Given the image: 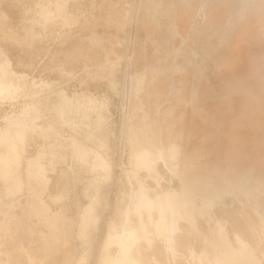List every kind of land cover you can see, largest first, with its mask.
Here are the masks:
<instances>
[{"label": "rangeland", "instance_id": "rangeland-1", "mask_svg": "<svg viewBox=\"0 0 264 264\" xmlns=\"http://www.w3.org/2000/svg\"><path fill=\"white\" fill-rule=\"evenodd\" d=\"M151 2L70 0L65 10L72 19L67 25L62 12H59V0H0V65L8 62L7 72L13 82L23 83V91L18 98H0V129L6 127L9 116L18 117L25 104H37L44 113L40 121H53L62 135L52 139L54 134L45 123L35 125L30 121L28 125L32 129L27 134L25 167L27 158L36 159L43 151H49L52 141L56 145L55 150L63 151L66 156V160L55 164V167H51L50 157L42 160L44 169L38 172L49 179L47 190L39 179H32L26 172L23 191H8V185L0 176V264H33L32 257L36 259L35 264H77L91 246L89 242L84 243L83 236H79L78 226L81 208L89 202L83 188L98 175L84 169L78 160H72L71 147L57 148L70 137L87 142L91 136L85 128L75 130L57 122L54 110L62 96L74 101L73 104L84 101L85 97L107 104L104 109L99 107L88 112L90 115L87 117L92 126H101L108 144L102 147L94 143V148L104 152L112 166L111 180L105 182L100 193L104 197L102 202L109 200V208L101 218L91 264H102L103 258L109 257L113 251L120 255L117 243L108 245L111 225L119 220L114 207L120 196L127 197L130 187H135L131 190L136 193L140 184L159 190L161 196H165L168 188L173 186L172 230L179 232L182 239L188 234L181 232L191 229L186 226L198 222L201 233L189 234L183 243V252L178 253L181 252L180 256H190L191 246L197 249L205 246L202 242L204 235V241L208 237L215 242L212 245L217 247L214 250L216 264H264V241H256L248 231L249 225L256 220L255 214L248 209L250 206L246 200H240L244 195L253 197L261 209L255 194V190L260 189L249 186V181L242 178L234 179L233 173L250 171L246 168L253 166L251 152H264V118H208V109L202 106L154 105L166 102L162 98L170 86L166 79L171 76L159 72L169 70L171 66V22L175 3L172 0ZM147 7L149 11H146ZM129 57H132L133 65ZM136 71H146L154 79L141 92L143 101L149 104L147 107L138 106L139 100L132 94L131 84ZM137 82L140 84L142 81L138 79ZM131 112H134L132 123L142 128L140 134L144 140L154 139L153 132L158 133L156 122L159 121L164 126L163 134H172L171 139L181 145L186 173L196 184L192 188L198 192L197 197L190 200L181 193L184 191L182 181L177 177L183 172L178 162L182 159L181 152L174 154L175 162H170L171 166L161 159L150 173L141 172L136 176L127 171L132 167L128 144ZM71 113V118H81V113ZM170 167L175 172L172 176L168 171ZM61 168L69 171L72 186L68 188L69 198L55 203L50 196L59 188L58 183H63L64 178L59 177ZM261 171L264 172L263 168ZM140 175L146 178L140 179ZM128 176H131V182ZM208 181L214 184L209 187ZM201 195L206 198L202 199ZM214 195L218 198L209 202ZM261 199L264 201V197ZM143 201L149 202L147 199ZM262 216L264 218V214ZM226 218L229 220L228 228L220 225L227 221ZM159 227L160 224L157 227L160 230L159 241L163 242L165 237ZM227 229L229 233L244 230L245 237L240 233H218ZM165 246L169 244L165 243ZM184 256L179 258L180 263H186Z\"/></svg>", "mask_w": 264, "mask_h": 264}, {"label": "crops", "instance_id": "crops-1", "mask_svg": "<svg viewBox=\"0 0 264 264\" xmlns=\"http://www.w3.org/2000/svg\"><path fill=\"white\" fill-rule=\"evenodd\" d=\"M69 1L59 0L62 9L60 12L67 25L72 19L65 10ZM151 1L146 0V3L152 4ZM172 3H175V7L171 22L172 38L169 56L171 66L168 67L169 70L159 72L171 76L166 79L170 86L164 95L165 98H162L166 102L154 105L202 106L208 109V118H264V0H172ZM149 10L147 7L146 11ZM129 61L133 65L132 57H129ZM133 75L135 78L131 84L132 94L137 96L138 106L147 107L149 104L143 101L141 92L147 87V83L154 79H151L146 71H136ZM138 79L142 81L140 84L137 82ZM174 100L178 102L175 103ZM133 116L134 112L129 113L128 144L132 167L127 171L136 176L141 172L150 173L161 159L171 166L170 162H175L174 154L181 152L182 159L178 162L183 172L177 174L184 190L181 193L190 200L197 197L198 192L192 188L196 184L189 180L186 173V160L181 145L171 139L172 134H163L164 126L159 121L156 122L158 133L153 132L154 139L146 142L140 134L142 128L133 125ZM251 155L250 161L253 166L246 168L250 171H233V173L234 179L242 178L249 181V186L260 189V191L255 190V194L261 209L253 197H251V208L262 221L264 220L262 216L264 201L261 199L264 197V172L261 168L264 170V152H251ZM138 159L147 161V164L140 163ZM213 184L208 181L209 187ZM172 188L173 186L167 190L165 196H161L158 192L152 201L153 210L157 212V218L153 223L155 242L161 243L164 248L167 264H189L187 258L186 263H180L173 251L174 238L180 233L172 230L171 213L174 195ZM201 198L206 197L201 195ZM214 198L218 196H212L209 202L214 201ZM178 201L177 199V203ZM159 224L165 237L163 242L159 241L160 230L157 229ZM228 224L229 220L220 223L227 228ZM186 227L191 229L181 233L188 234L185 236L187 238L189 234L201 233L196 221ZM251 229V235L258 233L257 229L255 234L253 233L255 230L253 224ZM236 232L239 233L237 230H232L230 233L234 235L237 234ZM218 233L228 234L229 229ZM65 236L67 237V233ZM202 238L203 243H215L208 237L204 241V235ZM165 243L169 246H165ZM190 248L193 251L194 246ZM216 257L217 254L214 257V264Z\"/></svg>", "mask_w": 264, "mask_h": 264}, {"label": "bare ground", "instance_id": "bare-ground-1", "mask_svg": "<svg viewBox=\"0 0 264 264\" xmlns=\"http://www.w3.org/2000/svg\"><path fill=\"white\" fill-rule=\"evenodd\" d=\"M7 66H9L8 62H5V65H0V98L9 97L10 99L14 100L21 93V91H23V83L13 82V80L11 79V77L7 72L8 69ZM34 90L35 89H33L32 91ZM32 91L30 90V92ZM73 103L75 102L67 99L65 96H62L61 101L58 103L55 110L53 109L56 115L58 116V118H56L57 122L65 124L75 130L85 128L86 130H88L87 133L88 135L91 136V138L90 140L87 139L89 140L87 141L89 143H87L77 137H70L69 139H65V143H64L65 145L64 144L57 145V148L61 147L64 149L65 147L68 146L71 147L73 154L72 160L74 159L78 160L82 164V167H84V169H90L91 172L97 173L98 175L94 177V180L92 179L89 180L88 184L86 183L87 185L85 186V188H83L84 190L83 192L89 198V202L81 208L80 222L78 226L79 228L78 233L80 234L79 236H83L84 243L86 244V242H89L91 246L89 245V248L86 250V254L83 252L85 255L81 257L80 260L78 259L77 264H91V260L93 259V252H94L93 243L96 242L95 241L97 238L96 236L99 231V227H101L100 226L101 218L102 215L109 208V200L108 201L104 200L105 202H102L101 200H103L104 197L102 198L103 195H101L100 193L103 188V185L106 184L105 182L106 181L109 182V179L112 177V166L110 163L111 161H108L107 158L104 157L103 155L104 152L101 153L98 149L94 148V143L95 144L97 143L102 147H105L108 144L106 140L107 138L105 139V135L102 134L101 126H99V124L92 126L90 119L87 117L90 115V113L88 115V112L90 111L92 112L93 110L96 111L99 107L103 108L107 106V104L100 103L98 100H95L91 97H85L84 101H77L76 102L77 104H73ZM73 111H77L81 113V118L80 119L71 118L70 115L72 114L71 112ZM43 114L39 105L25 104L22 108L21 114L18 115V117L9 116V118H6L7 120L6 127L0 129V176L2 180L5 181L6 185H8V191L13 189L17 193L22 192L27 181L26 178L27 174L30 175L32 179H39L38 181H40L41 184L45 186V190H47L46 188L48 187L49 179L45 176L43 177L40 176V172H38L44 169V166L41 163L42 160L44 158L50 157L49 163L51 167H55V164H59L66 160V156L64 155L63 151L59 152L55 150L56 145L54 144V141H52L49 151H43V153H41V155L36 159L27 158L26 167H25L24 165L25 154L27 153V149H28L27 134L28 131L32 129L28 125L30 121L35 125H37L40 122L45 123L46 128L54 134V136H51L52 139L54 137H59L62 135L60 129L55 126L53 121H49V120L40 121L42 119ZM36 128L37 126L35 127V129ZM91 139H92V144H90ZM100 146L98 147L100 148ZM105 154L107 153L105 152ZM138 161L140 163L147 164V161L145 160L138 159ZM173 170L174 169L172 167L168 168V171L170 172L171 176L174 174ZM143 176H141L140 179ZM59 177H62L65 180L63 179V183L62 181L61 183L60 182L58 183L57 186H59V188L57 187L58 189L55 192V194L50 196V199L53 200V202L55 203H58L61 200L69 198L68 188L69 186H72V181L69 178L71 177V175L69 171H67L65 168H61ZM128 177L130 179L131 176ZM143 178L145 179L146 177L144 176ZM129 181L131 182V179ZM170 185L171 184H169V186ZM125 187L123 190L126 189ZM129 187L130 186H127L128 189ZM134 188L130 187V191L127 197L120 196L119 199L117 200L118 201L117 205L114 207L115 214H119L120 218L117 216V218L119 219L118 222L113 220L114 222L111 225V229H110L111 232L109 234L108 245L112 243H117L118 244L117 246L121 249V253L120 255H117V253L113 251V253L109 257L103 258L102 264H167L164 248L162 247V245H159L155 242V236L153 230V223L154 220L157 218V212L153 210L152 201L155 199L156 194L158 193L159 190L157 189L155 190L153 188L149 189L147 186H143L142 184H140L137 192L133 193L132 192L133 190L131 189ZM127 193L125 191V194ZM106 199H108V197ZM145 199H147L149 202H144L143 200ZM240 200L241 201L246 200L249 203L247 205L250 206V208L248 207V209L252 212L251 197L244 195L242 196V198H240ZM252 213L255 214L254 212ZM117 218H115V220H117ZM254 218L256 220L255 222L252 223L255 228V230H253L254 231L253 233L255 234L256 229L258 232L257 234L254 235V239L256 241L258 240L260 241V239L261 241H264V236H263L264 224L262 223L261 219L258 218L256 215L254 216ZM234 221L235 220H233V222ZM244 223L247 224L248 222L245 221ZM252 224L250 225L248 224L250 226L248 227L249 228L248 231L250 235H251L250 232L252 231L251 229ZM238 226H240V224H238ZM243 231L239 230L238 232L240 234H243V236L245 237V233ZM256 235L259 236V238L258 237L256 238ZM178 237H180V235H177L174 238L173 251L176 259L179 261L180 260L179 258H182V256H184L183 254L182 256L180 255L181 252H183L184 250L183 243H185L188 238L184 237V239H182L183 236H181L180 238ZM243 239L246 240V238ZM180 243H182V245H180ZM191 243H193V241ZM204 243L205 246L201 247L200 249H197L194 246V249L190 254V256L189 255L184 256L183 259L187 258L189 260V264H214V257L216 256L214 250L216 249V247H213L211 242L208 243L204 242ZM261 245L262 243L260 244V246ZM181 246H183V249ZM260 246L258 245V247ZM179 251H181L180 254H178ZM186 251L187 250L185 249L184 251L185 255L188 254L186 253ZM202 251H204V253ZM35 260H36L35 258L33 257L31 258V262L33 264H35Z\"/></svg>", "mask_w": 264, "mask_h": 264}]
</instances>
